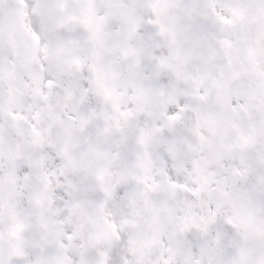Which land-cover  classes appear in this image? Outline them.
I'll return each instance as SVG.
<instances>
[{"label": "snow or ice", "instance_id": "6c2138e0", "mask_svg": "<svg viewBox=\"0 0 264 264\" xmlns=\"http://www.w3.org/2000/svg\"><path fill=\"white\" fill-rule=\"evenodd\" d=\"M0 264H264V0H0Z\"/></svg>", "mask_w": 264, "mask_h": 264}]
</instances>
